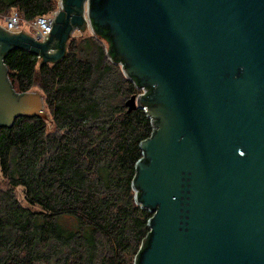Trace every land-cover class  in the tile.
Returning <instances> with one entry per match:
<instances>
[{
    "label": "water",
    "instance_id": "1",
    "mask_svg": "<svg viewBox=\"0 0 264 264\" xmlns=\"http://www.w3.org/2000/svg\"><path fill=\"white\" fill-rule=\"evenodd\" d=\"M50 23L44 40L0 24V125L49 122L41 93L12 89L7 52L57 62L106 25L107 56L142 90L125 105L153 127L132 180L152 213L138 264H264V0H59Z\"/></svg>",
    "mask_w": 264,
    "mask_h": 264
},
{
    "label": "trees",
    "instance_id": "2",
    "mask_svg": "<svg viewBox=\"0 0 264 264\" xmlns=\"http://www.w3.org/2000/svg\"><path fill=\"white\" fill-rule=\"evenodd\" d=\"M57 6L0 0V16L31 21ZM96 31L68 40L57 62L19 47L4 55L14 92L38 88L50 120L20 115L0 125V264H138L147 244L152 213L135 201L132 180L152 125L142 108L125 105L137 83L117 52L107 56L108 27Z\"/></svg>",
    "mask_w": 264,
    "mask_h": 264
},
{
    "label": "built area",
    "instance_id": "3",
    "mask_svg": "<svg viewBox=\"0 0 264 264\" xmlns=\"http://www.w3.org/2000/svg\"><path fill=\"white\" fill-rule=\"evenodd\" d=\"M55 11L47 15H38L31 20V24L34 27L32 33L35 38L44 40L51 30V19L54 16ZM20 22V17L16 11H12L3 23V26L9 31H16ZM145 112V109L142 108ZM146 113V112H145ZM151 122V121H150ZM153 131V127H152ZM151 131V133H152ZM151 135V134H150Z\"/></svg>",
    "mask_w": 264,
    "mask_h": 264
},
{
    "label": "rangeland",
    "instance_id": "4",
    "mask_svg": "<svg viewBox=\"0 0 264 264\" xmlns=\"http://www.w3.org/2000/svg\"><path fill=\"white\" fill-rule=\"evenodd\" d=\"M56 1H57V5H58V6H57V9H58V7H59V0H56ZM11 12H12V11H11ZM11 12H10V13H11ZM10 13H9V14H10ZM8 16H9V15H7V16H3V17L0 16V24L3 25V23L6 21V18H7ZM18 28H19L20 30L26 31V32L29 33V34H32V33L34 32V27L32 26L31 21H26V20L20 19V22H19ZM89 36H94V33L92 32V29H91L90 27H87V29L84 31V33L81 35V37H82V38H83V37L86 38V37H89ZM71 38H80V36H79V32H78V31H75L74 34H73V36H72ZM30 91H32V92H37V93H41V92L39 91V89L36 88V87L33 88V89L30 90ZM141 92H142V90L136 88V92L134 93V95H136V97H137V95H139ZM44 112L46 113L47 118L50 120V116H49L48 109H47L46 105H44ZM47 122H48V121H47ZM3 185H4V178H3V176H2V174H1V172H0V188H3ZM17 195H18L20 201L23 203V202H24V201H23V194H22V189H21L20 187H18V189H17Z\"/></svg>",
    "mask_w": 264,
    "mask_h": 264
},
{
    "label": "crops",
    "instance_id": "5",
    "mask_svg": "<svg viewBox=\"0 0 264 264\" xmlns=\"http://www.w3.org/2000/svg\"><path fill=\"white\" fill-rule=\"evenodd\" d=\"M17 31H23V30H20L19 28H17ZM26 32V31H25Z\"/></svg>",
    "mask_w": 264,
    "mask_h": 264
}]
</instances>
